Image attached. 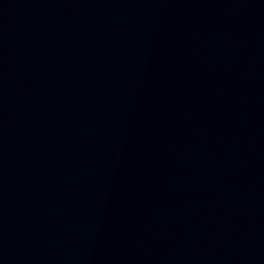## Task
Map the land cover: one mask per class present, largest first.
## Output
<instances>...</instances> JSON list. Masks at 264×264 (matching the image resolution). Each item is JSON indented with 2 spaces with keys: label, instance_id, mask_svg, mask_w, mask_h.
Instances as JSON below:
<instances>
[{
  "label": "water",
  "instance_id": "water-1",
  "mask_svg": "<svg viewBox=\"0 0 264 264\" xmlns=\"http://www.w3.org/2000/svg\"><path fill=\"white\" fill-rule=\"evenodd\" d=\"M0 264H264V0H0Z\"/></svg>",
  "mask_w": 264,
  "mask_h": 264
}]
</instances>
